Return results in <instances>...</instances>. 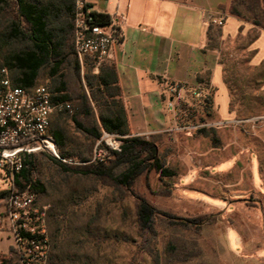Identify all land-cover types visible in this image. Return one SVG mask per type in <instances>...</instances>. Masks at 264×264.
<instances>
[{
  "label": "rangeland",
  "instance_id": "obj_1",
  "mask_svg": "<svg viewBox=\"0 0 264 264\" xmlns=\"http://www.w3.org/2000/svg\"><path fill=\"white\" fill-rule=\"evenodd\" d=\"M240 10L252 17L242 6ZM62 18L52 20L51 27H65L63 34L58 30L55 34L65 43L66 60L59 75L67 83L72 111L55 114L53 123L62 127L67 138L66 149L59 146L63 155L92 161L97 141L80 131L72 117L78 115L85 127L93 126L94 119L84 112L80 97L89 94L87 76L98 70L89 61L78 74L67 27L72 19ZM240 20L247 29L253 24ZM18 27L28 32L17 0L0 1V82L9 77L13 85L18 72L7 63L13 55L32 48L26 37L18 36ZM222 28L214 26L207 48L215 51L223 65L234 115L230 118L264 116V64L259 68L250 65L249 45L257 30L225 37ZM53 70L52 63L42 68L35 87L53 88L60 77L53 76ZM204 95H213V90ZM188 99L177 104L176 124L170 129L223 120L214 106L204 109L205 98L198 100L190 94ZM92 108L99 123V108L95 103ZM139 137L157 145L162 168L156 169L153 160L146 161L144 171L129 187L109 178L65 171L46 153L33 155L32 179L44 192L36 193L33 207L41 219L30 224L45 229L44 264H50L53 256L62 264H264V123L255 132L249 127H204L191 135L167 130ZM114 159L107 155L103 162ZM128 168L129 164L118 165L114 176L121 177ZM11 189L20 187L0 170V192L10 194ZM9 194L0 199V255L6 264H22L23 247L10 219ZM141 198L157 211L149 230L141 229L138 220ZM28 256L31 263L45 259L40 254Z\"/></svg>",
  "mask_w": 264,
  "mask_h": 264
},
{
  "label": "crops",
  "instance_id": "obj_2",
  "mask_svg": "<svg viewBox=\"0 0 264 264\" xmlns=\"http://www.w3.org/2000/svg\"><path fill=\"white\" fill-rule=\"evenodd\" d=\"M38 1L51 12L53 21L66 16L65 0ZM88 1L99 14L125 17L123 40L111 61L118 71L133 136L169 130L176 124L177 104L188 101L196 90H213V106L221 119L234 116L223 65L215 51L207 48L211 41L210 18L226 16L222 28L225 37L256 29L249 45L250 65L259 68L264 64V29L254 24L247 29L239 18L224 10L230 0ZM57 30L63 34L65 27L60 24L53 33ZM208 71L206 88L198 78Z\"/></svg>",
  "mask_w": 264,
  "mask_h": 264
},
{
  "label": "built area",
  "instance_id": "obj_3",
  "mask_svg": "<svg viewBox=\"0 0 264 264\" xmlns=\"http://www.w3.org/2000/svg\"><path fill=\"white\" fill-rule=\"evenodd\" d=\"M72 21L74 34V49L81 67H84L87 58L97 60V63L111 61L114 58L116 46L122 43L124 16H109L102 22L93 5L88 0H72ZM226 16L210 18L209 25L223 27ZM6 73V70H3ZM198 100L205 97L204 91H194ZM72 106L68 101L53 95L46 86L39 85L33 88L14 86L9 77H4L0 82V170L6 171L11 183L23 169L26 159L36 153H46L59 164L67 166H82L92 162H103L107 155L121 153L125 140L129 136L109 132L101 128L100 138L97 140L92 161H81L75 157L63 155L59 145L50 132L52 118L55 114L71 111ZM264 116L248 119L229 118L212 123L186 124L176 126L168 131H184L191 135L204 127L237 128L247 127L255 132ZM133 136V135H130ZM36 192L32 183H27L19 189H11L8 197V211L15 227L16 237L22 245V264L31 263L27 255H44L46 263L48 238L45 229L39 230L36 225H31L33 220H40L41 216L34 209ZM43 219V218H42ZM5 260L0 255V264Z\"/></svg>",
  "mask_w": 264,
  "mask_h": 264
},
{
  "label": "trees",
  "instance_id": "obj_4",
  "mask_svg": "<svg viewBox=\"0 0 264 264\" xmlns=\"http://www.w3.org/2000/svg\"><path fill=\"white\" fill-rule=\"evenodd\" d=\"M0 1L7 2V0ZM65 1L68 4L66 16L71 17L72 19V0ZM17 5L20 16L23 17L29 27L27 33H23L18 27V36L26 37L32 43V48L22 54L13 55L7 65L10 69H15L18 72L17 77L14 79V86L33 88L35 87L41 69L48 64H53L54 70L52 75H59L62 65L66 60L64 52L65 43L63 40L58 41L56 34L53 33L54 29L51 27V21L53 18L52 14L50 11L43 8L42 3L36 0H17ZM241 6L245 8L247 12L251 13L252 17L244 15L240 10ZM263 6L264 0H230L229 4L224 6L223 9L232 16L251 21L254 25L264 29V21L262 20L264 18ZM108 17L109 15L106 14H98V18L102 22L107 21ZM213 26L214 25H210L209 27V35ZM67 27L69 28L68 36L72 35L75 68L79 74L81 66L74 49L72 20L68 23ZM89 61L94 63L98 73L93 76H87V86L90 91L89 94L84 93L80 97V100L84 112L87 113V116L93 117L94 123L91 127H85L78 121V115H74L72 121L80 131L93 138L94 142L100 138L101 128H104L109 132L129 137L125 140L122 152L116 153L114 155L115 159L109 163H89L82 166L60 165L63 170L68 172L85 175L93 174L99 177L112 179L113 181H117L126 187H129L134 179L144 171L143 166L146 161L153 160V166L156 169L160 170L162 168L158 160V148L153 141L139 136H130L131 130L128 115L122 98L123 93L119 85V76L115 63L107 60L98 64L96 59L89 57L86 59L85 65H87ZM59 76L58 83H55L53 88H48L55 98L59 97L68 102L72 101V97L68 94L67 83L64 81V75L61 74ZM198 79L201 83H205V87L208 88L210 71L203 76H199ZM92 103H95L99 108V123L97 121L96 113L92 108ZM213 103V95L206 96L204 99V109L209 111L212 109ZM85 107H87V110ZM71 111H65L63 113ZM63 113H61V116ZM53 118L50 132L55 137L61 149L64 150L68 145L65 132L62 127L53 123ZM56 122L59 124L61 120L59 119V121ZM203 132L206 133L207 131L204 130ZM53 160L57 162L55 159ZM121 164H129V168L121 177H115L114 168ZM34 167L33 156H29L25 161L23 169L16 175L15 184L19 187H24V185L21 184V181H25L26 184L32 183L33 189L36 193H43V186L38 181H33L32 179ZM8 194L9 191L0 192V199L6 198ZM139 200L138 220L141 229L149 230L152 228V220L157 211L155 207L145 199L141 198ZM183 221L187 223L195 222L186 219ZM3 264H6V262ZM50 264H62V260L53 256L51 257Z\"/></svg>",
  "mask_w": 264,
  "mask_h": 264
}]
</instances>
